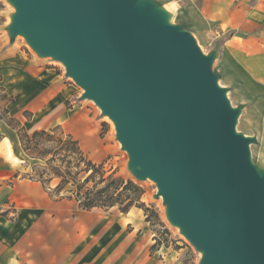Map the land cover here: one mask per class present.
<instances>
[{
  "label": "water",
  "instance_id": "95a60500",
  "mask_svg": "<svg viewBox=\"0 0 264 264\" xmlns=\"http://www.w3.org/2000/svg\"><path fill=\"white\" fill-rule=\"evenodd\" d=\"M7 27L63 64L115 126L128 170L153 181L168 222L200 264H264V168L257 140L195 36L156 0H6Z\"/></svg>",
  "mask_w": 264,
  "mask_h": 264
},
{
  "label": "crops",
  "instance_id": "0c3cea01",
  "mask_svg": "<svg viewBox=\"0 0 264 264\" xmlns=\"http://www.w3.org/2000/svg\"><path fill=\"white\" fill-rule=\"evenodd\" d=\"M156 1L170 8L177 23L198 40L219 42V63L229 80L224 86H243L251 88L253 95H264V0ZM0 70L11 73H4L0 80L4 90L16 98V103L11 101L8 107L10 116L12 106L17 103L20 106L15 112L27 108L32 112L58 113L56 117L63 114L66 87L60 77L26 60L2 38ZM61 124L58 121L54 126ZM14 131L0 119L3 139L0 145V264L110 262L115 243L122 238L127 242L129 239L110 234L100 243L93 245V240L84 243L87 238L82 233V219L112 216L98 218L95 211L100 208L85 213L80 208V211L68 208L67 201L72 200L52 198L40 182L23 178L21 170L26 160L20 154H11L4 142L5 136L13 137ZM130 214H122L118 219H130ZM68 219H78L70 231L64 224ZM103 245H107L106 251L101 250Z\"/></svg>",
  "mask_w": 264,
  "mask_h": 264
},
{
  "label": "rangeland",
  "instance_id": "374dc122",
  "mask_svg": "<svg viewBox=\"0 0 264 264\" xmlns=\"http://www.w3.org/2000/svg\"><path fill=\"white\" fill-rule=\"evenodd\" d=\"M167 10L172 12L170 8H167ZM14 12L15 9L12 5L6 0H0V38L10 42L26 60H30L37 66L52 70L53 73L59 76L60 81L66 87V100L62 105L63 114L58 117H56L58 113L32 112L27 108L15 112L20 106L18 103L12 106V117H16L17 121L25 125L29 132L35 129L52 128L58 121H61L63 130L72 134L80 142L88 158L97 166H101L107 175L114 174L115 177L123 178L125 181L131 180L144 190V194L140 197H137L134 192L127 194L135 199L134 206L129 210L131 212L130 219H118L124 214L119 207L112 211L106 209L95 211L98 218L112 216L109 219H82V233L84 238H87L84 243H88L90 240H93V245L97 241L100 243L110 234H115V236L118 234L124 236L125 239H129L128 242L127 240L124 241L123 238L118 240L115 243L113 256H110L111 261L113 259L115 261L113 263L103 261L104 264H200L201 253L197 252L181 235L178 228L173 227L168 222L162 199L155 198L157 193L155 183L150 180L140 182L128 170V155L121 149V144L116 139L115 126L112 121L102 115L101 110L93 101L81 99L84 93L83 89L72 78L66 77L63 64L51 58H40L22 36H18L13 43L10 41L7 27ZM172 16V22L178 24L173 13ZM197 42L205 54L216 51L217 58L213 69L220 76V85L226 87L224 84L228 83L229 80L222 72V63H219L221 52L218 47L219 42L210 39L204 41L203 39L201 41L197 39ZM6 72L11 74L9 71L0 70V80ZM227 88L229 89L228 97L232 105L234 107L243 105L237 130L257 140V143L250 146L251 156L255 163L264 168V95H253L251 94V88L246 89L243 86L233 87L230 85ZM4 89L0 83V97L3 98L0 103V113L2 114H4V109L8 108L12 102L16 103L15 96H10ZM9 100H12V102ZM25 111L32 113L33 117L30 121L25 117ZM2 140L0 137V145ZM4 142L11 150V154H20L26 160V164L23 165L21 170L23 178L28 179L26 174L32 172L35 164L39 165L36 168L37 173L44 171L46 164L43 161L34 160L26 155L17 131H14L13 137L6 135ZM55 164L60 165V162L56 161ZM58 182V179L52 181L49 187L55 189ZM93 185V182L88 183L83 192L92 188ZM70 191H75L71 184L66 186L61 194L69 196ZM72 195V202L67 201L68 208L80 211L79 204L75 200L76 195L73 193ZM80 212L85 213L84 210ZM75 222H78V219L66 220L64 223L66 230H72L73 226L78 224ZM101 250L106 251L107 245H103Z\"/></svg>",
  "mask_w": 264,
  "mask_h": 264
},
{
  "label": "trees",
  "instance_id": "16d2710c",
  "mask_svg": "<svg viewBox=\"0 0 264 264\" xmlns=\"http://www.w3.org/2000/svg\"><path fill=\"white\" fill-rule=\"evenodd\" d=\"M2 100L0 97V103ZM24 115L29 121L33 116L29 111H25ZM0 119L17 131L22 148L29 158L46 164L42 173L36 172L39 165H33L32 172L27 173L26 177L40 182L52 198L58 195L56 198L58 200H72L73 193L81 210L91 211L95 208L107 210L119 207L121 212L126 214L135 202V199L127 194L134 192L137 197L144 194V190L133 181H125L114 174L107 175L101 166H97L88 158L80 142L72 134L65 132L60 125L29 132L16 117L10 116L7 107L4 114L0 113ZM56 161H59L60 165L55 164ZM56 179L59 182L55 189H52L49 184ZM90 182L94 183L93 187L83 192ZM70 184L75 191H70L69 196L62 195L65 187Z\"/></svg>",
  "mask_w": 264,
  "mask_h": 264
}]
</instances>
